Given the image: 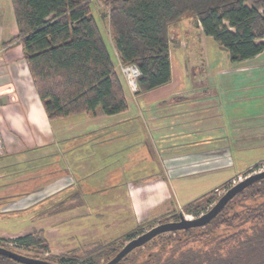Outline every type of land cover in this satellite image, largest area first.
I'll list each match as a JSON object with an SVG mask.
<instances>
[{
  "label": "crops",
  "instance_id": "obj_1",
  "mask_svg": "<svg viewBox=\"0 0 264 264\" xmlns=\"http://www.w3.org/2000/svg\"><path fill=\"white\" fill-rule=\"evenodd\" d=\"M90 6L127 109L51 119L17 39L12 0H0V220L23 226L0 237L42 230L54 255L119 239L264 163V51L233 62L219 44L227 54L213 59L209 37L185 15L168 30L171 81L134 92L107 8L101 0ZM240 154L263 160L247 157L241 166ZM236 167L220 185V171Z\"/></svg>",
  "mask_w": 264,
  "mask_h": 264
},
{
  "label": "trees",
  "instance_id": "obj_2",
  "mask_svg": "<svg viewBox=\"0 0 264 264\" xmlns=\"http://www.w3.org/2000/svg\"><path fill=\"white\" fill-rule=\"evenodd\" d=\"M93 0H12L23 45L36 88L51 119L101 108L115 115L127 109L122 82L104 33L92 15ZM107 8L109 29L123 65L140 71L138 92L168 84L172 79L169 26L185 15L203 33L226 49L233 62L252 59L264 51V0H101ZM264 163L250 168L257 171ZM229 190L232 184H226ZM220 188V191L224 189ZM219 191L183 210L199 218L216 201ZM216 204V203H215ZM214 204V205H215ZM211 210V209H210ZM180 210L145 222L119 239L87 251V264L110 261L145 232L146 225L179 221ZM135 250L130 264H264V180L237 195L203 228L159 235ZM28 257L58 264H77L76 251L48 256L44 232L11 239ZM0 239V247L15 251ZM150 249L148 250V246ZM17 252V251H16ZM0 264H21L0 255Z\"/></svg>",
  "mask_w": 264,
  "mask_h": 264
},
{
  "label": "water",
  "instance_id": "obj_3",
  "mask_svg": "<svg viewBox=\"0 0 264 264\" xmlns=\"http://www.w3.org/2000/svg\"><path fill=\"white\" fill-rule=\"evenodd\" d=\"M264 180V171L252 174L246 179L232 186L224 195L216 202V204L207 213L199 218L187 220L183 213L180 214L179 221H169L166 223L158 224L137 238L128 242L110 261L105 264H119L125 257H127L134 250L145 246L159 235L166 233H173L192 228H203L210 224L220 212L231 202L237 195L242 193L245 189L249 188L255 183ZM0 255L8 257L21 264H58L49 262L42 259L28 257L13 250L0 247Z\"/></svg>",
  "mask_w": 264,
  "mask_h": 264
},
{
  "label": "rangeland",
  "instance_id": "obj_4",
  "mask_svg": "<svg viewBox=\"0 0 264 264\" xmlns=\"http://www.w3.org/2000/svg\"><path fill=\"white\" fill-rule=\"evenodd\" d=\"M92 8H93V10L94 9H96L95 8V5L93 4L92 5ZM97 22L99 23V20H97ZM194 32H195V34H197L198 33V29L197 28H194ZM209 40H208V44H207V51L210 53V56H211V58H213V59H215V58H221V56H223L224 55V53H226L227 54V52L223 49V48H221V46L219 45V43H217L213 38H211V37H209L208 38ZM197 71H199V70H197ZM127 85V84H126ZM240 156H241V158H240V161H239V164L242 166L243 165V163L247 160V157L249 158V159H251V160H257L256 162H260V161H262L263 159H258L259 157H260V155H257V156H255V155H248V154H240ZM235 170H238V167H236V169H228V170H222V171H220V185L223 183V182H225L224 180L227 178V177H225L226 176V171H229V172H231V171H234L235 172ZM252 174H255L254 172L253 173H251V174H248L247 173V171L245 172V173H243V174H241L240 176H237L236 178H234V180L231 182V184H232V186H234L235 184H237V183H239L240 181H242V180H244V179H246L247 177H249V176H251ZM226 191L227 190H225V187H224V189H222L220 192H219V194H218V197H215V199H216V201H214V203L212 204V205H210V206H206L205 208H204V210L203 211H205L203 214H205V213H207L213 206H214V204L224 195V193H226ZM203 194H206V192L205 193H203ZM183 214H185V215H189V214H187V213H185L184 212V210L182 209V210H180ZM202 214V215H203ZM201 215V216H202ZM195 219V218H194ZM166 223V222H165ZM158 225V223H154L153 224V227H155V226H157ZM152 226V225H151ZM151 226L150 225H146L144 228H145V232H147L148 230H150V229H152L151 228ZM23 228V226L22 225H20L19 224V221L18 220H3V219H1L0 220V232H11V230L14 232V231H18V230H21ZM144 232V233H145ZM173 233H166V236H170V235H172ZM157 238V237H156ZM0 239H4V240H6V241H10V242H8V243H6V245L8 246V247H10V248H12V249H14L15 250V252L17 251L18 253H24V254H30V252H28V251H26V250H24V249H18L17 247H18V245L14 242V241H12L11 239H5V238H1L0 237ZM14 239H16V238H14ZM153 240H156L155 238L153 239ZM128 242H130V241H127V242H122V241H119L118 243H116V247H121V248H123ZM103 244H105V243H103ZM102 243L100 244H96V246H94V248L95 247H98V246H100V245H103ZM148 246V250L150 249V245L148 244L147 245ZM91 249H93V248H91ZM90 249V250H91ZM87 251H89V250H81V251H77V255H78V263L77 264H85V263H83L84 261H85V258H84V254L87 252ZM137 252H135V250L133 251V252H131L127 257L128 258H135L134 256H135V254H136ZM59 256V255H63V254H52L51 253V251L49 252V254H45V257H48V256ZM104 262H102V264H103ZM139 263V261H136V264H138ZM87 264V263H86ZM122 264H130V262H129V260L128 261H123L122 262Z\"/></svg>",
  "mask_w": 264,
  "mask_h": 264
},
{
  "label": "built area",
  "instance_id": "obj_5",
  "mask_svg": "<svg viewBox=\"0 0 264 264\" xmlns=\"http://www.w3.org/2000/svg\"><path fill=\"white\" fill-rule=\"evenodd\" d=\"M120 69H121V73L123 74L129 88L134 91V92H137L138 91V79L140 78V71H139V68L135 65V64H130V65H123L121 64L120 66ZM3 153V149H2V145H1V142H0V154ZM264 171V164L257 170L255 171L254 173H260V172H263ZM185 218L187 220H193L194 218H196L195 216L193 215H185Z\"/></svg>",
  "mask_w": 264,
  "mask_h": 264
}]
</instances>
